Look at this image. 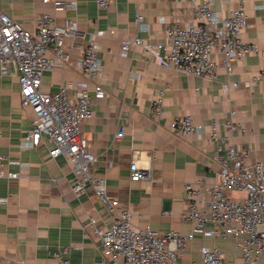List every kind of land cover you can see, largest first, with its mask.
Listing matches in <instances>:
<instances>
[{
	"label": "crops",
	"instance_id": "1",
	"mask_svg": "<svg viewBox=\"0 0 264 264\" xmlns=\"http://www.w3.org/2000/svg\"><path fill=\"white\" fill-rule=\"evenodd\" d=\"M65 1L76 5L56 10L43 0H0V8L31 30L44 12L58 24L76 23V32L65 37L68 60L42 76L43 88L50 91L66 86L75 95L87 82L78 60L94 35L103 66L91 80L90 93L94 95V83L99 82L105 96L93 98V114L82 125V134L97 157L92 172L105 179L108 194L122 208L131 210L137 228L150 225L160 231L190 232L193 224L183 217L188 208L185 184L196 179L213 184L221 179L209 139L213 120L231 143L248 149L249 161H264V0H213L220 13L244 8L248 26L242 37L262 50L237 59L232 73L219 67L214 79L164 65L149 58L140 46L127 52L121 49L123 40L137 36L151 43L165 42L170 23L186 25L194 20L193 5L198 0H113L107 9H100L97 0ZM138 13L144 16L142 26ZM214 59L221 62L220 52ZM255 75L261 79L247 87ZM159 95L163 115L157 117L152 104ZM186 114L205 129L186 136L173 131V119ZM33 117L32 108L21 103L18 73L0 74V154L8 157L7 172L25 174L0 177V264H57L54 250L65 251L68 264H113L95 233L110 224L111 213L92 186L81 196L75 194L69 159L51 156L53 144L46 137L37 146L23 144ZM231 117L240 128L226 127ZM120 128L125 133L117 139ZM134 161L149 168L152 180H131ZM231 195L238 198L243 193ZM200 198L207 204L206 190ZM203 246L218 247L230 264L244 263L234 236L200 233L188 241L182 262L201 264ZM116 264L126 263L119 259ZM246 264H264V253Z\"/></svg>",
	"mask_w": 264,
	"mask_h": 264
},
{
	"label": "built area",
	"instance_id": "2",
	"mask_svg": "<svg viewBox=\"0 0 264 264\" xmlns=\"http://www.w3.org/2000/svg\"><path fill=\"white\" fill-rule=\"evenodd\" d=\"M43 2L53 3L56 10L76 5L75 1L65 0ZM112 2L97 0V5L100 9H107ZM213 4V0L195 1L194 20L186 25L170 23L165 42L151 43L137 36L133 40H123L122 51L140 46L149 58L198 77L214 79L219 67L232 73L237 59L261 53L262 50L258 44L246 42L242 37L243 30L248 26L247 14L242 6L220 13ZM137 22L140 26L144 24V16L140 13ZM74 32L75 22L58 24L46 12L31 30L0 8V74L18 73L21 103L32 108L34 113L32 128L23 139V144L37 146L46 137L53 144L51 156L64 155L69 159L75 194L81 196L92 186L111 213L110 224L105 228H96L95 233L101 240L102 250L111 255L113 264L119 259L126 264H185L181 256L188 241L197 233L203 236H234L243 264L257 259L264 253V161H249L248 149L236 146L221 134L217 120L211 122L209 139L214 143L213 157L220 164L221 179L213 184H206L203 179L185 184L188 208L183 217L193 224L190 232L182 233L174 229L160 231L150 225L137 228L131 210L122 208L119 200L108 194L105 179L92 172L97 157L82 134L83 123L93 114V98L105 96L99 82L94 83V95L90 93L91 80L101 74L103 66L94 35L78 60L87 82L80 86L77 94L71 95L66 86L50 91L42 85L45 71L68 60L64 49L65 37ZM216 51L222 56L220 63L214 59ZM259 79L261 75H255L245 85L251 87ZM232 85L239 86V82ZM152 109L157 117L163 115L161 95L154 100ZM234 114L232 110L231 116ZM232 117L226 121V127L240 128ZM171 129L186 136L203 131L205 126L197 124L192 115L186 114L173 119ZM124 133V128H120L115 137L120 139ZM7 160L6 155L0 154V177L25 176L21 172H7ZM130 171L133 181L152 180L149 168L140 167L135 161L131 163ZM204 190L209 194L207 204L200 198ZM232 191L242 192L243 196L234 198ZM90 222L94 225L96 218L92 217ZM209 224L212 227H207ZM51 253L57 258V264L69 263L65 251L54 250ZM201 253V264H230L218 247L203 246Z\"/></svg>",
	"mask_w": 264,
	"mask_h": 264
}]
</instances>
